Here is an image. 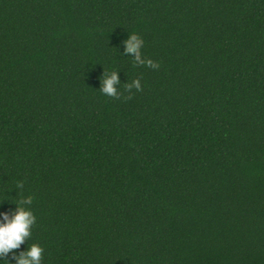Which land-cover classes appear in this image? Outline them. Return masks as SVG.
I'll use <instances>...</instances> for the list:
<instances>
[{
	"label": "trees",
	"instance_id": "1",
	"mask_svg": "<svg viewBox=\"0 0 264 264\" xmlns=\"http://www.w3.org/2000/svg\"><path fill=\"white\" fill-rule=\"evenodd\" d=\"M26 195L41 264H264V0H0V210Z\"/></svg>",
	"mask_w": 264,
	"mask_h": 264
},
{
	"label": "clouds",
	"instance_id": "2",
	"mask_svg": "<svg viewBox=\"0 0 264 264\" xmlns=\"http://www.w3.org/2000/svg\"><path fill=\"white\" fill-rule=\"evenodd\" d=\"M142 39L136 34H129L124 40V53L130 54L133 59L139 63H145L151 67H157V64L150 59L142 60L140 48ZM119 79L117 72L113 71L104 76L100 81V91L108 96H116V87ZM128 87L139 89L138 80H133ZM22 187L21 184L17 188ZM16 189V188H15ZM17 190V189H16ZM15 202V208L9 211L0 210V261H8L9 264H41L42 247L38 243L27 244L26 248L18 253L14 250L19 249L20 245L30 236V229L35 222V216L30 207L31 197L24 196L20 202ZM11 253L14 260L10 262L7 254Z\"/></svg>",
	"mask_w": 264,
	"mask_h": 264
}]
</instances>
